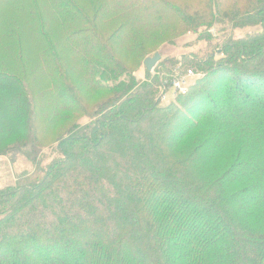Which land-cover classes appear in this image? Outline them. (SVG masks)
I'll use <instances>...</instances> for the list:
<instances>
[{
  "label": "trees",
  "instance_id": "1",
  "mask_svg": "<svg viewBox=\"0 0 264 264\" xmlns=\"http://www.w3.org/2000/svg\"><path fill=\"white\" fill-rule=\"evenodd\" d=\"M213 27L162 105L171 69L141 84L137 60ZM12 149L32 169L0 190V264H264V0H0Z\"/></svg>",
  "mask_w": 264,
  "mask_h": 264
},
{
  "label": "rangeland",
  "instance_id": "2",
  "mask_svg": "<svg viewBox=\"0 0 264 264\" xmlns=\"http://www.w3.org/2000/svg\"><path fill=\"white\" fill-rule=\"evenodd\" d=\"M248 29L236 31V37H242ZM212 39L205 41L201 40L195 34H186L177 39L174 45H163L159 48L161 59L158 65L153 71H147L143 65V59L137 60V68L134 70V76L141 82V84H152L154 85L157 78L158 66L169 67L172 71L171 74L166 72L163 83L166 85V96L161 98L162 105H167L170 102L176 100L179 95H185L189 89L196 83L202 74L197 73L196 68L192 67V63L187 62L188 60L183 58L185 56H192L191 59L203 57L206 51H210L212 47L217 46L218 30L213 27L210 30ZM212 42V44H210ZM151 54L149 57H152ZM183 56V57H182ZM199 56V57H198ZM180 61V62H179ZM160 70V69H159ZM191 73V74H190ZM101 80L107 86L115 87L119 79L115 78L107 73L102 74ZM180 84L178 88L176 85ZM155 89L158 90L161 96L163 87L157 86ZM31 162L27 161L17 150H10L6 156H0V190H5L11 186H14L18 176L25 171H31Z\"/></svg>",
  "mask_w": 264,
  "mask_h": 264
},
{
  "label": "water",
  "instance_id": "3",
  "mask_svg": "<svg viewBox=\"0 0 264 264\" xmlns=\"http://www.w3.org/2000/svg\"><path fill=\"white\" fill-rule=\"evenodd\" d=\"M160 59L161 55L159 53H156L153 57L146 59L144 62L145 69L150 72L153 71L158 65Z\"/></svg>",
  "mask_w": 264,
  "mask_h": 264
},
{
  "label": "built area",
  "instance_id": "4",
  "mask_svg": "<svg viewBox=\"0 0 264 264\" xmlns=\"http://www.w3.org/2000/svg\"><path fill=\"white\" fill-rule=\"evenodd\" d=\"M176 86L179 88L180 84H177ZM161 96H162L161 98H165V96H166V85L163 86V92H162Z\"/></svg>",
  "mask_w": 264,
  "mask_h": 264
}]
</instances>
